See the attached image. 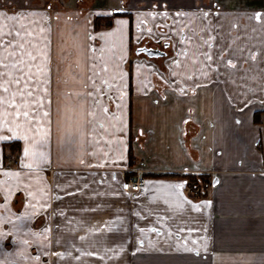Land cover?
Here are the masks:
<instances>
[{
    "label": "crops",
    "instance_id": "0c3cea01",
    "mask_svg": "<svg viewBox=\"0 0 264 264\" xmlns=\"http://www.w3.org/2000/svg\"><path fill=\"white\" fill-rule=\"evenodd\" d=\"M58 1L83 18L80 53L49 0H0V256L264 264V0H95L92 14ZM115 13L131 29L142 13L180 19L163 68L134 56V36L96 30ZM203 172L201 200L165 176ZM138 174L143 191L125 193Z\"/></svg>",
    "mask_w": 264,
    "mask_h": 264
},
{
    "label": "rangeland",
    "instance_id": "374dc122",
    "mask_svg": "<svg viewBox=\"0 0 264 264\" xmlns=\"http://www.w3.org/2000/svg\"><path fill=\"white\" fill-rule=\"evenodd\" d=\"M106 1L107 0H97L96 2L105 3ZM129 1H131V0H129ZM164 1H170L171 3H175V4H179V5L181 2H183V0H151V5H154L155 3L160 5V3L164 2ZM142 2H144V1H142ZM196 2L197 1H195V3ZM203 3H204V0L201 1V4L197 3L198 4L197 6L201 7V5ZM49 4H52L55 8H57L56 9V12H58L57 15H60L61 13L63 15H65V17L62 18L63 20L61 22H65V24H64L65 26L63 27V34H64L65 39H66V44L69 46V48L71 50H74L76 52V54L80 53V50H83L82 45L88 39V35L85 32V30L83 29V25L81 26L79 24V22L82 21L83 18H78L77 16H74L75 8H72V10L66 9V7H65V9H61L58 0H49ZM77 5H78V0H77ZM202 6H204L205 9H207L206 7H208V6L205 7L204 4ZM134 8H137V7L134 6L133 4L128 5V9L134 11L133 10ZM92 9H93V7L91 8V10ZM122 9L126 10L127 8H126V6H122L120 10H122ZM171 9H173V8H170L169 10H171ZM176 9H177V7H176ZM199 9H201V8H199ZM205 9H201L200 12H203ZM91 10L87 11V14L88 13L92 14ZM113 11L114 10H112V12ZM24 13H27V12H24ZM115 14H118V15L113 17L111 25L110 26L103 25L104 27L103 26L102 27L105 28V30L103 32L105 37H106L105 39L107 41H112V40L116 39L117 41H120V46L125 43V39L129 40L130 36L131 37L134 36L133 38L136 39V41L131 43V45H133V46H135L139 41L143 40L144 37L151 38L153 42L155 40H158V39L159 40L165 39L166 37H169V39H172L173 38V32L176 31V28L178 26H180V23L176 22V21H180V19L174 15H172V16L170 15V17L165 18L162 16L159 17V15L149 17L147 14V16H145V18L147 17V19H144V13H142V14H139L138 16H135L136 24H133V29H131L132 23L130 22V19H129V18L133 19V15L132 16L129 15L127 17V19H129V27L128 28L124 27L125 22H123L120 26L117 27V25L120 24L121 21L123 19H125L126 17L121 16V14H119V13H115ZM57 15L48 16V22L51 23L53 21L54 17H56ZM167 25L170 27V30H168L169 27H167ZM166 27H167V30H166ZM133 30H134V33H133ZM117 49L120 50V52H121L123 50V47H122V49L121 48H117ZM80 57H82V55ZM139 57H145V56L140 55ZM158 62H159V64H161V61H158ZM154 65H156V64L154 63ZM159 68H163L162 64L159 65ZM109 72H110V70H109ZM173 83H176V81L174 80ZM261 123H264V121H262ZM203 173H206V172H203ZM138 175H142V174H138ZM213 185H214V181H213ZM0 254H2V253L0 252ZM34 256L36 258L33 257V255H25L24 257L23 256H17L16 262H17V264H44L45 262L43 263V261H46L45 260L46 258L50 262H52V258H53V261H55L57 259L56 256H54V257L42 256V255H37V256L34 255ZM4 260H5L4 257L0 256V264H8ZM62 262H64V260L61 259L60 263H62ZM47 264H49V262H47Z\"/></svg>",
    "mask_w": 264,
    "mask_h": 264
},
{
    "label": "trees",
    "instance_id": "16d2710c",
    "mask_svg": "<svg viewBox=\"0 0 264 264\" xmlns=\"http://www.w3.org/2000/svg\"><path fill=\"white\" fill-rule=\"evenodd\" d=\"M95 0H78V6L81 8L82 13H86L91 10ZM114 16H96L94 20V26L96 30H99L103 25L110 26ZM157 84L160 85V81L156 80ZM264 115V112L262 113ZM20 145L17 143L11 144V152L18 154ZM16 148V150H15ZM164 176V175H156ZM170 177H184L188 181V196L193 200L206 199L209 196L210 190L213 186V177L211 174L200 173V174H185V175H165Z\"/></svg>",
    "mask_w": 264,
    "mask_h": 264
},
{
    "label": "flooded vegetation",
    "instance_id": "af4514ba",
    "mask_svg": "<svg viewBox=\"0 0 264 264\" xmlns=\"http://www.w3.org/2000/svg\"><path fill=\"white\" fill-rule=\"evenodd\" d=\"M211 1L210 0H204V5L205 7L207 5H210ZM153 11H157V10H163L166 11V8H162V9H152ZM82 11V10H81ZM211 13V12H208ZM87 14V12L85 13ZM167 30V29H166ZM182 39H185V36L182 35ZM133 41H135V39L133 38ZM137 52H141L139 55H137ZM174 53V49H173V40L169 39V37H166L165 39H158L155 40L154 42L152 41L151 38H146L144 37L143 40L139 41L134 47H133V54L134 56H145L146 59H148L149 61L155 63V61H162L165 58L169 57L170 54ZM149 55H153L152 58H149ZM162 63V62H161ZM159 67V66H158ZM166 87L169 88V84L168 83H164L163 81L160 80V86L159 87ZM183 92H188V94L192 93V90L188 87L183 86L181 89Z\"/></svg>",
    "mask_w": 264,
    "mask_h": 264
},
{
    "label": "built area",
    "instance_id": "2783aa9c",
    "mask_svg": "<svg viewBox=\"0 0 264 264\" xmlns=\"http://www.w3.org/2000/svg\"><path fill=\"white\" fill-rule=\"evenodd\" d=\"M146 185V179L143 175H139L137 178H131L124 182L123 190L127 194H139L143 191Z\"/></svg>",
    "mask_w": 264,
    "mask_h": 264
},
{
    "label": "water",
    "instance_id": "95a60500",
    "mask_svg": "<svg viewBox=\"0 0 264 264\" xmlns=\"http://www.w3.org/2000/svg\"><path fill=\"white\" fill-rule=\"evenodd\" d=\"M141 52H137V55H139ZM153 55H149V58H152Z\"/></svg>",
    "mask_w": 264,
    "mask_h": 264
},
{
    "label": "snow or ice",
    "instance_id": "6c2138e0",
    "mask_svg": "<svg viewBox=\"0 0 264 264\" xmlns=\"http://www.w3.org/2000/svg\"><path fill=\"white\" fill-rule=\"evenodd\" d=\"M17 83H19V81H17ZM105 111H106V109H105ZM23 243H25V244H26V243H27V241H24Z\"/></svg>",
    "mask_w": 264,
    "mask_h": 264
}]
</instances>
